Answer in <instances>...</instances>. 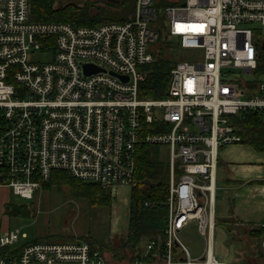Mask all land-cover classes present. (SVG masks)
Listing matches in <instances>:
<instances>
[{
	"label": "built area",
	"instance_id": "built-area-1",
	"mask_svg": "<svg viewBox=\"0 0 264 264\" xmlns=\"http://www.w3.org/2000/svg\"><path fill=\"white\" fill-rule=\"evenodd\" d=\"M254 23L264 28V0H136L133 17L88 26L36 22L30 0H0V190L33 199L63 170L116 195L138 185L145 146H168L170 161L162 237L142 257L82 239L19 246L0 223V264H238L213 250L217 169L221 149L242 143L236 117L264 113ZM162 47L203 57L173 63L165 98H142ZM191 223L206 240L200 257L179 236Z\"/></svg>",
	"mask_w": 264,
	"mask_h": 264
},
{
	"label": "rangeland",
	"instance_id": "rangeland-1",
	"mask_svg": "<svg viewBox=\"0 0 264 264\" xmlns=\"http://www.w3.org/2000/svg\"><path fill=\"white\" fill-rule=\"evenodd\" d=\"M60 1L61 4L83 5L87 3V0ZM92 1H95L93 3L95 11L105 19V22H117L129 19L134 15L136 0H121L118 4L106 0ZM250 27L254 39L260 43V57H263L264 28L256 23L251 24ZM165 54L162 47L160 55L165 56ZM176 55L177 57L170 58L173 63L177 61L192 62L203 57L201 50L190 49H180L175 52ZM166 56L169 55L166 54ZM46 57L43 56V58ZM257 73L264 75V60L259 59ZM144 148L143 153H147L153 162H157L158 180L167 184L170 176L169 147L147 145ZM228 193L229 191L218 180L216 205L218 218H223L226 215L225 209L230 196ZM114 196L115 199L111 206H99L91 205L85 196L71 193L68 186L40 187L35 191L33 199L23 198L10 190H0V223L2 226L6 224L7 228L19 232L20 239L17 242L19 246L34 241L56 242L82 239L89 241L94 247L99 248L103 253H109L114 258L124 259L131 255L142 257L147 242L152 239H149L148 235L143 236L141 242L134 249L124 247L129 225L130 190L122 188ZM17 207L23 212L16 213ZM23 234H26V237H23ZM159 236L161 238L162 233ZM179 236L194 257H200L205 253L206 240L196 230L194 223H191ZM233 237L234 235L223 225L217 227L214 235V251L217 259L223 260L225 255L233 256V247L235 248ZM240 242L239 239H236L235 244L242 251ZM250 242V248H256L253 241L250 240ZM175 250L176 254L173 259L177 260L179 259L178 254L181 255V253L178 252L177 247Z\"/></svg>",
	"mask_w": 264,
	"mask_h": 264
},
{
	"label": "trees",
	"instance_id": "trees-1",
	"mask_svg": "<svg viewBox=\"0 0 264 264\" xmlns=\"http://www.w3.org/2000/svg\"><path fill=\"white\" fill-rule=\"evenodd\" d=\"M94 2L87 0V3L77 5L61 4L60 0H30V15L36 22L96 25L105 22V19L95 11ZM175 45L177 46L176 43ZM177 50L178 47L174 49L175 52ZM172 65V60L163 55H160L156 62L147 65L149 75L141 85L142 98L162 99L167 96ZM236 121L242 142L252 145L257 152L264 155V114L242 113L236 117ZM167 129H170V126H167ZM135 176L138 185L130 192L129 225L124 241V247L129 249H134L145 235H148L149 239L161 235L167 214L165 206L167 184L158 180L157 162H153L145 152H141L138 157ZM147 180L150 184L146 182ZM54 185L68 186L71 193L85 196L91 205L111 206L115 199L111 192L104 190L100 185L84 182L63 170L54 171L42 187L49 188ZM15 210L16 213L23 212L19 207ZM256 236L264 238V227L259 229ZM136 257L141 256L131 255L130 258Z\"/></svg>",
	"mask_w": 264,
	"mask_h": 264
},
{
	"label": "crops",
	"instance_id": "crops-1",
	"mask_svg": "<svg viewBox=\"0 0 264 264\" xmlns=\"http://www.w3.org/2000/svg\"><path fill=\"white\" fill-rule=\"evenodd\" d=\"M219 156L217 191L219 180L220 184L229 191L228 195L230 196L224 219L218 218L216 214L215 232L218 226L223 225L234 235L233 245L236 248L233 247V256L225 255L221 261L238 264H255L256 262H258L256 264H264V238L256 236L259 229L264 227V155L257 152L252 145L242 142L224 147ZM169 184L170 176L167 190ZM129 190L131 192L132 189ZM236 239L241 241L242 251L236 247ZM250 240L253 241L256 248H250Z\"/></svg>",
	"mask_w": 264,
	"mask_h": 264
},
{
	"label": "water",
	"instance_id": "water-1",
	"mask_svg": "<svg viewBox=\"0 0 264 264\" xmlns=\"http://www.w3.org/2000/svg\"><path fill=\"white\" fill-rule=\"evenodd\" d=\"M106 1H108L110 3L118 4V3H120L121 0H106ZM100 70L101 69L98 68V67H96V66L89 65V64L85 65V71H86V73L97 72V71H100ZM123 78L127 80V77H123ZM146 182L150 184V181L149 180H147Z\"/></svg>",
	"mask_w": 264,
	"mask_h": 264
}]
</instances>
